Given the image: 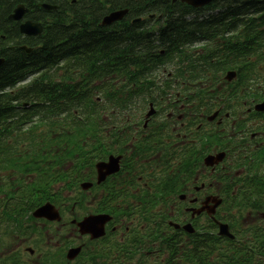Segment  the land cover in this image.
<instances>
[{
	"label": "trees",
	"instance_id": "1",
	"mask_svg": "<svg viewBox=\"0 0 264 264\" xmlns=\"http://www.w3.org/2000/svg\"><path fill=\"white\" fill-rule=\"evenodd\" d=\"M236 1L239 0H231V4L226 7H236L238 9L252 8L257 11H264V0H241L240 4H237L239 2ZM44 2L58 4V10H44L40 6L41 3ZM18 3L27 4L29 9H31L28 14L29 17L36 21L41 20L43 23L46 22V18H48L47 20H50L52 24L94 21L96 18H100L108 11L119 8H127L128 11H130L129 17L137 15L143 16V14L148 15L150 13L162 14L164 16L165 23L157 29V35L154 39L147 34H138L136 29H127L126 38L119 32V28H117L118 30H115V32L111 33H116L117 35H112V39L109 41L105 38H97L102 35L99 33H89L85 34V37L74 36L73 38L71 37V30L59 29L56 32L60 33L65 31L67 34L62 35V37H56L51 35L53 33L52 32L50 37L41 38L40 36L36 41H32V39L27 38L25 41L26 44L38 47H36L34 51L29 54L21 51L16 55V57L11 54L8 55L7 61L4 62L2 67H0V90L6 89V86L16 84L17 81H20L28 76L29 71H35L36 68L40 67V65L55 64L56 57L58 56V49H55L54 45L62 40L65 42H72L64 46L66 49L73 51L77 47L75 43L79 45L78 47L83 48L84 57L86 58L85 61H87L88 65H93V62L89 58L90 55H93L92 57L95 58L94 61L97 59V62L99 61L102 63H107L111 56V58L117 57L115 60H118L119 69H121L123 65L122 60L124 59L122 55L124 49L127 48L128 73L125 75L128 76L129 81L135 84L136 87L143 86L144 81H142V78H144V74H146V72L153 70L155 67L157 68V66L165 60L174 57L182 51V46L184 45V42L187 41L188 35L185 26V16L191 11L196 10L192 7H188L180 1L174 3L172 0H84L83 3L78 5V7L69 5L68 0H0V30L6 29L7 34H9L13 39L15 36H19L17 22L14 21L12 23L13 26H10L7 24L6 18ZM211 7L213 8V6ZM260 19L261 21H264L263 17H260ZM260 19L255 20L254 22H259ZM7 25L11 29L7 28ZM72 39L75 40L72 41ZM92 42L97 43V45H91L90 43ZM105 44L109 45V49L112 53L109 57L98 51L100 50L99 46H104ZM161 49L164 51L162 55L159 53ZM91 77L92 76H89L87 78L89 79ZM36 86L37 92L40 95L42 94L49 98L52 105L59 103L61 98L64 99V95L67 94L68 96L69 94H73V91H68L62 93L61 97L59 95L61 91L57 88H50L48 85L46 88L44 85L39 83H36ZM32 89L33 86L29 85L28 89L21 90L16 96L6 93L4 96L0 97L1 157L4 156L10 148H13L15 142L19 139H26L28 135L34 131L33 129L28 131L23 130L22 127L17 129V126L14 125L15 121L13 119V117L16 116L17 109L12 105L14 100H28L29 90L31 91ZM132 90L133 89H129L128 92H132ZM139 90V88H135V94H138ZM3 101H5L4 104H2ZM45 105L46 104L44 102L41 105H36V113H31L29 117L25 116L20 119L23 121H30L33 116H41L42 113L48 110L45 108ZM11 140L12 143L10 142ZM18 149V146L14 147L15 151ZM34 201H36V198L32 201V203H34ZM0 219H2V214H0ZM211 239L209 240L211 241ZM168 243L169 242L165 244L167 245ZM203 243L204 241L202 239L193 241V247H188L183 250H180L177 244L171 243L172 245L168 246L171 250L170 255L165 260L164 264H264V239L255 243V248L252 251L251 256H248L247 258H238V256L235 258L236 253L233 252H229V254L224 257L220 253L216 256L219 258H213V250L210 248V245L208 244L207 246H203ZM165 247L166 246L163 245V248Z\"/></svg>",
	"mask_w": 264,
	"mask_h": 264
},
{
	"label": "flooded vegetation",
	"instance_id": "2",
	"mask_svg": "<svg viewBox=\"0 0 264 264\" xmlns=\"http://www.w3.org/2000/svg\"><path fill=\"white\" fill-rule=\"evenodd\" d=\"M230 127H225L224 130H230L229 136L231 137L230 141L224 142L225 151L228 153V159L234 162L240 158L250 156L255 153L257 149L261 146L264 140V124L263 125H251L249 121H240V120H230ZM205 131L209 134H213L215 125H210L209 123L205 124ZM217 145L213 140H210L208 143V149L204 151L201 155L199 152H196L195 156H199V166L196 169V176L193 181L196 182L199 180V183L202 184L201 188L193 185L192 188L196 190L192 195H204L205 197L209 194L220 193L221 189L225 188L220 186L218 180L215 179V175H218L217 167H208L204 168L201 166V158L203 154L208 153H217L221 150H218ZM213 150H212V148ZM222 149V148H220ZM223 150V149H222ZM229 163V162H228ZM228 166L222 165L221 168H227ZM229 168V167H228Z\"/></svg>",
	"mask_w": 264,
	"mask_h": 264
},
{
	"label": "water",
	"instance_id": "3",
	"mask_svg": "<svg viewBox=\"0 0 264 264\" xmlns=\"http://www.w3.org/2000/svg\"><path fill=\"white\" fill-rule=\"evenodd\" d=\"M184 1H187L188 3H192L194 5H201L203 3H206V2H209L210 0H184ZM124 12L120 11L118 13H115L114 14V18H120L122 15H123ZM21 15H22V12L20 11V9H16L15 13L13 14V16H15L16 18H21ZM21 30L23 32H28V33H38L39 32V27H37V25H31L30 23H26L25 25H21ZM50 209L49 206H46ZM38 214V213H37ZM40 214H43V215H48L50 218H54V216H51L48 214V209H43L40 211ZM39 214V215H40ZM56 217V216H55Z\"/></svg>",
	"mask_w": 264,
	"mask_h": 264
},
{
	"label": "rangeland",
	"instance_id": "4",
	"mask_svg": "<svg viewBox=\"0 0 264 264\" xmlns=\"http://www.w3.org/2000/svg\"><path fill=\"white\" fill-rule=\"evenodd\" d=\"M165 73H168V72L166 71ZM50 225L51 224H49V226L47 228V226L44 223L39 222V226H43L44 228H47V230L46 229L44 230V233L48 231V233H47V235H45V237H47V236L51 237L53 235V237H54V239H53L54 242L53 243H55L58 240V238H56L55 235L59 236V234H61V232H63L64 229H62V226H60V223L52 224L53 226H50ZM50 229H52V230H50Z\"/></svg>",
	"mask_w": 264,
	"mask_h": 264
}]
</instances>
